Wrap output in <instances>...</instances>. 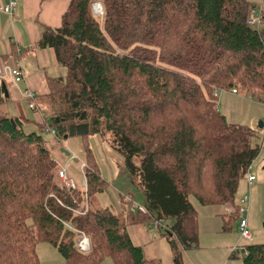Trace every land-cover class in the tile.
Instances as JSON below:
<instances>
[{"label": "trees", "instance_id": "obj_1", "mask_svg": "<svg viewBox=\"0 0 264 264\" xmlns=\"http://www.w3.org/2000/svg\"><path fill=\"white\" fill-rule=\"evenodd\" d=\"M96 2L102 15L94 12ZM255 6L251 0L70 1L61 26L45 27L39 41L66 68L64 77L49 79L39 101L49 105L48 118L7 115L0 80V264H41L38 241L55 246L68 264H100L106 256L115 264H160L147 261L126 230L146 220L159 227L172 220L165 226L172 264H186L199 234L190 196L202 204H237L239 182L261 150L256 130L228 122L213 95L236 88L264 102V27L248 24ZM32 125L48 126L58 141L109 133L144 193L147 213L132 202L127 214L92 208L105 180L89 148L87 189L68 190L47 141L26 130ZM85 202V214L71 210ZM231 215L224 228L238 218ZM79 232L90 237L87 253L76 246ZM242 252L243 264H264V243Z\"/></svg>", "mask_w": 264, "mask_h": 264}, {"label": "rangeland", "instance_id": "obj_2", "mask_svg": "<svg viewBox=\"0 0 264 264\" xmlns=\"http://www.w3.org/2000/svg\"><path fill=\"white\" fill-rule=\"evenodd\" d=\"M251 1L259 6L263 3V0ZM262 5L264 7V3ZM93 9L97 15H102L94 6ZM219 93L216 103L227 121L255 129L258 135L255 143L261 145L258 157L248 170V173L255 176V180L250 184L247 173L240 180L236 195V203L239 202L240 197L250 196L246 216L252 238L247 239L241 235L240 219L237 217L228 228H224L225 221L230 218L227 206L232 202L216 205L202 204L195 196H190L197 211L199 234L197 245L185 252L186 264H243L242 258L239 257L243 253L242 249L251 243H264V126H260V122H264V102L246 93L235 94L232 90L221 89ZM17 108L13 102H5L2 106L7 115H13ZM34 108L36 110L29 109L27 106L23 115L32 112L37 123H42L48 118L49 105L45 103L38 106L37 104ZM33 129L39 131L47 141L50 156L56 165L55 170L65 167L69 177L79 186H82L85 178L82 166L83 163L85 165L87 163V150L89 148L92 151L101 176L105 180L103 191L92 198V208H109L116 214H127L129 202H132L133 210L138 206L144 207V193L131 181L125 157L112 146L109 133L93 134L88 137L72 136L58 141L48 126L44 129L34 125L26 128L28 131ZM63 149L69 154L62 151ZM58 180L61 183L59 178ZM131 195L134 197L132 198ZM171 221L164 220L160 227L153 220L126 226L133 243L143 248L147 261L172 264V248L165 235V226ZM235 248L239 249V253L236 254L237 257H232L231 254ZM36 252L41 264H68L59 250L46 241L37 242ZM100 264H115V261L113 257L106 256Z\"/></svg>", "mask_w": 264, "mask_h": 264}, {"label": "crops", "instance_id": "obj_3", "mask_svg": "<svg viewBox=\"0 0 264 264\" xmlns=\"http://www.w3.org/2000/svg\"><path fill=\"white\" fill-rule=\"evenodd\" d=\"M9 1L0 0V59L12 66L20 64L24 78L18 83L9 76L2 80L8 93L6 102L17 105L13 115L35 120L32 112L23 115L27 106L36 110L29 106L24 92L34 91L35 102L39 106L40 99L49 91V79L66 75V68L58 63L54 49L40 47L39 41L45 27L61 26L71 0H17L12 15L3 11V6Z\"/></svg>", "mask_w": 264, "mask_h": 264}, {"label": "built area", "instance_id": "obj_4", "mask_svg": "<svg viewBox=\"0 0 264 264\" xmlns=\"http://www.w3.org/2000/svg\"><path fill=\"white\" fill-rule=\"evenodd\" d=\"M17 7V0H10L8 3H6L3 6V11L12 15L14 14L15 10ZM94 7L96 10H99L101 13H103V8L101 3L96 2L94 3ZM248 24L257 30H261L264 27V7L261 4L260 6H255L251 9L248 17ZM6 76H9L12 78V80L16 83L20 82L24 78V73L22 70V67L20 64H16L14 66L4 63L0 59V80L5 79ZM221 89H215L213 92V95L215 98L219 97V91ZM232 92L237 94L239 93L236 88L232 89ZM25 98L29 101V106L31 108L35 107V99H36V93L32 90H26L24 92ZM216 111H219V105L216 103L214 106ZM264 126V125H263ZM52 133L55 135V131L52 130ZM85 164L83 163L82 168L84 169ZM57 174L58 178L61 180V183L68 189V190H75L77 188V183L68 175L67 169L65 167H60L57 169ZM255 180V176L253 174L248 173V181L251 184ZM83 187L86 190L87 189V182L86 179L84 178L83 182ZM250 201V196L249 195H244L240 197V200L237 204L230 203L231 205L227 206V211L231 215L235 212L238 213V218L240 219L239 223V230L241 232V235L244 238L251 239V231L248 228V221H247V216L246 213L249 209ZM139 211L142 213H147V210L143 206H138ZM71 210L79 215H83L87 212L88 210V205L87 202H85L83 205L82 204H77L75 208H71ZM155 223L160 224L159 221H156ZM76 246L77 248L82 251V252H88L91 250V242H90V237L85 234L84 232H79L77 238H76ZM245 248L242 249V251ZM233 251H239L238 248L233 249Z\"/></svg>", "mask_w": 264, "mask_h": 264}, {"label": "water", "instance_id": "obj_5", "mask_svg": "<svg viewBox=\"0 0 264 264\" xmlns=\"http://www.w3.org/2000/svg\"><path fill=\"white\" fill-rule=\"evenodd\" d=\"M3 85L6 87V84H5V82H3ZM6 95H8V93L6 92ZM264 125V122L263 121H261L260 122V126L262 127ZM65 138H67V135L65 136ZM62 151H64L66 154H69L68 152H66L64 149L62 150Z\"/></svg>", "mask_w": 264, "mask_h": 264}]
</instances>
